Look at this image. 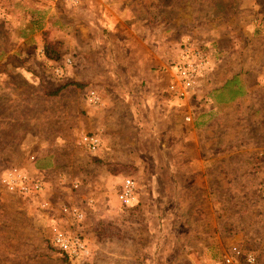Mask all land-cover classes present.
Returning a JSON list of instances; mask_svg holds the SVG:
<instances>
[{
  "label": "rangeland",
  "instance_id": "1",
  "mask_svg": "<svg viewBox=\"0 0 264 264\" xmlns=\"http://www.w3.org/2000/svg\"><path fill=\"white\" fill-rule=\"evenodd\" d=\"M100 1L0 0V264H141L129 256L136 254L138 243H143L137 236V230L144 226L142 208L136 204L123 206L119 200L100 206L94 194L98 191L97 178L92 189L83 186L84 178L77 182L78 186L70 182L81 174L94 177L99 167L78 142V128L86 124L80 118L85 115L87 91L117 84L110 76L118 64L111 45L100 43L96 48L86 44L77 22L84 17L92 21L94 7ZM103 1L114 6L125 2L133 7V14L160 16L176 25L174 36L186 33L187 39L182 38L176 46V56L174 46L168 45L169 63L179 58L184 47L197 48L206 61L198 86L210 78L214 83H225L214 92L215 100L226 106L215 110L211 128L215 147L232 153L216 159V170L210 174L214 183L209 189V204L205 189L196 188L199 205L191 204L190 196L186 198L183 215L189 218L183 223L185 227L223 232L222 245L250 250L257 264H264V0ZM88 4L91 13L84 14L81 9ZM229 33L231 36H227ZM17 35H22L25 42H20ZM36 39L37 43L41 41L39 47ZM44 44L60 54L55 64H39L37 60L25 61L7 54L18 49L28 54L33 49L43 53ZM68 58L70 63H66ZM23 62L29 68L25 73L16 70L24 67ZM36 66L41 72V88L35 85L34 77L38 76L31 71ZM76 74L87 76L85 82L75 80L64 94L48 96L47 89L65 83L66 77L74 79ZM116 105L118 120L112 127L121 154L119 161L111 162L107 168L112 173L122 172L141 186L144 178L158 173L139 171L134 166V161L139 160L137 155L126 163L125 151L133 145L142 156L143 148L155 149L158 142L151 131L145 136L144 126L128 121L130 114L122 103ZM57 136L62 139L55 140ZM47 149L57 154L59 168L70 170L47 172V181L40 178L44 186L36 194L21 195L5 186L1 179L5 170L23 166L35 152L48 153ZM44 159L40 167L48 165ZM63 205L78 207L83 219L63 215ZM54 224L69 235L83 238L90 248L89 255L70 259L57 250L49 240ZM189 238L193 237H182L179 246L187 244ZM181 254L173 255L179 258L170 263L188 264ZM219 254L211 251L210 259L203 264H222Z\"/></svg>",
  "mask_w": 264,
  "mask_h": 264
},
{
  "label": "crops",
  "instance_id": "2",
  "mask_svg": "<svg viewBox=\"0 0 264 264\" xmlns=\"http://www.w3.org/2000/svg\"><path fill=\"white\" fill-rule=\"evenodd\" d=\"M124 3L118 5L121 7V10H118L116 9L118 6L102 0L99 6L94 7L92 21L87 17L82 18L81 22L77 21L84 31L85 43L90 46L93 44L96 48L101 46L100 43L111 45L115 55L114 60L118 64L114 65L115 70L110 71V76L112 75L117 84L97 86V90L89 89L100 97L98 104H89L87 96L89 91H87V100L83 106L85 115L80 118L86 124L78 128L81 132L78 142L84 134L93 135L98 139L99 145L95 151L91 152L84 146L83 148L92 154L99 167L94 177L81 174L70 182L78 186L77 182H82L84 178L83 186L92 189L94 188L92 184L96 183L97 178L100 185H97L98 191L94 194H96L95 200L101 203L100 206L104 203L109 204L111 200L118 202L117 191L127 177L123 176L122 172L112 173L107 167L112 166L111 162H118L120 159L121 150L114 142L112 125L118 120L116 104L122 103L130 114V116L127 114L128 121L144 126L142 132L145 136L151 131L158 142L155 149L148 148L147 151L146 147L143 148L142 156L140 151L136 153L133 145L131 149L125 151L126 163H131L134 160L133 156L137 155L139 160L134 161V166H138L139 171L144 173L148 170L158 173V176L151 174L144 178L141 186L135 184L136 199L133 204L142 208L141 214L144 218V226L137 230V236L142 238L143 243L142 245L138 243L136 254H131L129 258L141 264H171L170 261H177L179 258L173 255L181 252L183 255L180 256L184 257L188 264H203L210 259L211 251H219L221 256L228 249V245H222L221 242L224 234L210 228L185 227L183 220H188L189 217H184L183 211L188 196L191 204L201 203L196 188L205 189L206 202L210 203L209 189H212L214 183L211 181L213 175L210 174L216 170V159L232 153L231 150L215 147L216 137L211 128L216 119L215 110L224 109L226 106L225 103L215 100L214 92L225 83L220 85L210 78L209 82L203 83L200 87L196 83L183 100L175 97L169 88L172 69L169 63L171 56L167 55L168 45L171 43L174 46L172 48L174 56L177 52L176 46L180 44L182 38L187 39L186 33H180L176 38L174 36L176 25L167 23L160 16L141 17L139 14H133V7ZM81 11L84 14L91 13L90 5L83 6ZM17 36L20 42H25L22 35ZM99 36L103 39L100 40ZM210 39L215 41L213 37ZM37 42L38 39L36 45L39 47L41 41ZM10 53L18 55L21 60H37L39 64L41 61L47 64H55L54 61H57L45 57L44 53L34 49L29 54L19 49L7 54ZM23 66H18L16 70L25 73L29 68L24 62ZM31 71L38 76V78L34 77L35 85L41 88L38 80L41 72L37 66ZM210 75H213V70ZM66 78L65 83L47 89L48 96L64 94L68 87L76 82L75 80L84 81L87 76L76 74L73 76L74 79ZM62 113L67 114L66 111ZM185 116H189L190 119L186 121ZM67 118L68 115L64 117L66 120ZM34 139L37 137L35 136ZM54 139L62 138L57 136ZM46 151L48 153L42 150L35 152L30 156L28 163L17 167L26 172L30 178L39 180L41 178L42 181H47L45 178L47 172L70 170L65 167L59 168L57 154L53 150ZM43 158L48 164L46 167H40L43 165ZM101 200L104 201L100 202ZM194 209L196 208L193 207ZM184 236L193 238H189V242L184 246H179ZM215 237L218 238L217 241ZM88 250L90 252L89 247Z\"/></svg>",
  "mask_w": 264,
  "mask_h": 264
},
{
  "label": "built area",
  "instance_id": "3",
  "mask_svg": "<svg viewBox=\"0 0 264 264\" xmlns=\"http://www.w3.org/2000/svg\"><path fill=\"white\" fill-rule=\"evenodd\" d=\"M66 59V63H70ZM206 61L199 49H191L186 46L181 49L179 58L170 63L172 69L171 80L169 84L170 92L178 99L183 100L193 90L197 80L205 70ZM88 101L95 105L100 102L98 94L90 90L88 92ZM184 119L188 121L189 116ZM81 144L93 152L99 145L98 139L89 134H84L80 140ZM2 182L9 190L16 191L21 195L36 194L42 189V182L39 179L30 178L26 172L20 170L17 166L9 167L4 171L1 177ZM264 191V188H263ZM136 187L130 178H125L117 191V199L123 206H130L135 202ZM63 215H67L77 220L83 219V212L75 206L63 205L61 208ZM51 244L65 254L70 259L87 257L89 250L86 242L79 235H69L58 225H52L50 229ZM222 264H257L256 255L250 251L238 246L228 247L221 255Z\"/></svg>",
  "mask_w": 264,
  "mask_h": 264
},
{
  "label": "trees",
  "instance_id": "4",
  "mask_svg": "<svg viewBox=\"0 0 264 264\" xmlns=\"http://www.w3.org/2000/svg\"><path fill=\"white\" fill-rule=\"evenodd\" d=\"M50 44V43H48ZM54 52V48L51 46H47L46 44H44V55L45 57L49 58V59H53V60H58L60 58V54L59 53H53ZM57 52V51H56Z\"/></svg>",
  "mask_w": 264,
  "mask_h": 264
}]
</instances>
